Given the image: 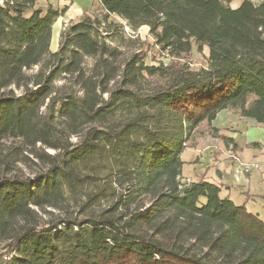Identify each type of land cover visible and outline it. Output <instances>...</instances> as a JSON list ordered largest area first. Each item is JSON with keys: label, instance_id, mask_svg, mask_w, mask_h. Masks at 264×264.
<instances>
[{"label": "trees", "instance_id": "16d2710c", "mask_svg": "<svg viewBox=\"0 0 264 264\" xmlns=\"http://www.w3.org/2000/svg\"><path fill=\"white\" fill-rule=\"evenodd\" d=\"M35 2L0 4V262L264 264V221L221 197L228 187L191 175L179 188L203 122L235 109L264 127V0H99L104 17L71 23L54 52L66 9ZM111 15L171 59L206 47V67L117 63L97 31ZM146 76L164 83L146 90ZM29 156L33 177L18 168Z\"/></svg>", "mask_w": 264, "mask_h": 264}, {"label": "rangeland", "instance_id": "374dc122", "mask_svg": "<svg viewBox=\"0 0 264 264\" xmlns=\"http://www.w3.org/2000/svg\"><path fill=\"white\" fill-rule=\"evenodd\" d=\"M253 4L257 5L262 0H248ZM243 0H229V6L233 9L237 8ZM69 4H72V7L79 6L80 8H85L86 10H82V14L80 16H73L72 14L66 15L65 13H61L60 17L56 20L55 25L52 31V37L50 42V51L54 52L58 48V44L60 41V35L64 32L71 23L79 20L83 15L96 16L98 18L104 17V12L100 8L99 0H36L34 5V10L41 9L44 13H46L49 6L53 9L62 10L69 9ZM32 11L27 12V16L31 14ZM98 35L102 38L107 45L112 48H115L120 56L117 63H121L124 59L130 57L134 53H140L144 57V65L150 67H169L174 63H180L181 65L187 66L189 69H200L205 68L207 63V55L208 49L203 47L199 50L195 45L193 46L190 54L185 56L182 59H171L165 52H163L159 47H157L150 37L148 33V28L143 26L138 28L137 30L132 29L125 21L120 19L117 16L111 15L108 16L107 22L101 25L98 28ZM94 61L92 59H87L85 61L86 70H90ZM37 67L33 68L29 73L35 72ZM146 83L144 84V88L151 89L157 85H162L164 82L158 77H147L145 78ZM64 84V81H58L56 83L57 87H60ZM15 94H19L20 90L13 89ZM216 116V119L211 122H203L199 125L196 130L191 134L190 141L188 143V148L184 151L181 156V160L185 162L183 166V175L180 179H190L192 180L191 175H195V171L192 166L193 163L196 162L195 158H197L198 153H196V149L199 151L209 150V148L201 147V145L215 143L218 146H226L228 135L237 133L241 134L245 127H242V122L240 119H245L240 116L239 111L235 109H228L222 111ZM248 121V119H247ZM247 127V126H246ZM239 130V131H238ZM245 132V131H244ZM243 132V137H238L239 140L241 138H245V133ZM251 135L254 134L253 130H250ZM264 133H259V137L263 136ZM254 136V135H253ZM251 136V137H253ZM227 139V140H226ZM72 143H76L77 139L71 138ZM8 144H14V142H9ZM231 145L226 146L229 148ZM233 146V145H232ZM231 146V147H232ZM230 147V148H231ZM45 152L51 156H53L55 151L51 149H45ZM232 155L231 151L225 152V158H228ZM202 156V155H201ZM201 156H199L201 158ZM238 159V158H237ZM219 160V159H218ZM240 161H243L239 159ZM35 160L29 156L28 160L24 162V164H19L18 168L22 171V173L27 177H33L40 170L41 167L35 164ZM212 164V163H211ZM209 165V163H208ZM213 166V165H212ZM230 164L225 163L224 165L217 167L220 171H227L230 168ZM210 167V165H209ZM209 171V182H216V168L211 167L207 168ZM217 183V182H216ZM227 194L225 190L220 194L221 197H224ZM240 198L239 194L231 193L230 200L234 203H237ZM49 210V209H48ZM51 212L55 211L50 210ZM46 219H49L48 216ZM2 246L0 245V248ZM0 249V253H1Z\"/></svg>", "mask_w": 264, "mask_h": 264}, {"label": "crops", "instance_id": "0c3cea01", "mask_svg": "<svg viewBox=\"0 0 264 264\" xmlns=\"http://www.w3.org/2000/svg\"><path fill=\"white\" fill-rule=\"evenodd\" d=\"M68 6L69 9H66L65 14H72L74 17L80 16L83 12L82 10H86L79 6L72 7V4H69ZM218 114L217 116H219ZM240 120V122H242V127H245V130H243V132L245 131V138H241V140L238 139V137H243V132H241V134H238L237 132L228 135L226 146H233H230L231 148L229 147L227 150L226 146H218V144L215 143L206 144V146L201 145V147H203L202 149L209 148V150L199 151L196 149L195 151L198 155L197 158H195L196 162L193 163L192 166H194L193 169L196 177H205L207 180L210 171L207 170V168L215 167V181L217 183H213L228 187V190L223 189L227 192L224 197L230 198L231 193L239 194L240 198L235 204L244 206L248 212L257 215L264 221V172H253L250 175L244 176L238 171L237 163L233 159L238 158L247 162L258 161L261 159V151H264V135L261 137L258 135L260 132L264 133V127L256 124L253 120ZM250 130H253L254 134L251 135ZM226 151H231L232 155L224 159ZM199 156H201V158ZM225 163L231 165L228 172H222L217 169V167H220Z\"/></svg>", "mask_w": 264, "mask_h": 264}, {"label": "built area", "instance_id": "2783aa9c", "mask_svg": "<svg viewBox=\"0 0 264 264\" xmlns=\"http://www.w3.org/2000/svg\"><path fill=\"white\" fill-rule=\"evenodd\" d=\"M5 0H0V4H3ZM237 163L238 171L244 175H250L253 172H264V151H261V159L258 161H240L237 158H233ZM191 183L190 179H180V186L179 188L182 189L184 187L189 186ZM16 256V252H12L11 254L4 256L0 264H9L12 258Z\"/></svg>", "mask_w": 264, "mask_h": 264}]
</instances>
